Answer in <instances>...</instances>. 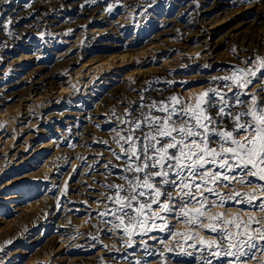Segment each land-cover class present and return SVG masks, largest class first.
Returning <instances> with one entry per match:
<instances>
[{"label":"bare ground","instance_id":"1","mask_svg":"<svg viewBox=\"0 0 264 264\" xmlns=\"http://www.w3.org/2000/svg\"><path fill=\"white\" fill-rule=\"evenodd\" d=\"M3 9L0 22L14 23L12 35L0 27V135L11 136L0 147V210L28 211L5 224L14 235L0 241V264H128L132 250L117 252L118 237L95 227H108L95 201L120 174L103 167L119 150L113 113L139 103L149 82V98L189 82L198 95L212 77L264 57V0H13ZM32 164L39 169L16 174Z\"/></svg>","mask_w":264,"mask_h":264},{"label":"snow or ice","instance_id":"2","mask_svg":"<svg viewBox=\"0 0 264 264\" xmlns=\"http://www.w3.org/2000/svg\"><path fill=\"white\" fill-rule=\"evenodd\" d=\"M12 3L0 0V17ZM13 23L4 17L0 27L12 35ZM241 63L212 77L195 103L178 94L149 99V82L139 103L113 113L119 150L103 167L120 174L95 201L108 227H95L118 237L117 252L132 250L128 264H264V57Z\"/></svg>","mask_w":264,"mask_h":264},{"label":"rangeland","instance_id":"3","mask_svg":"<svg viewBox=\"0 0 264 264\" xmlns=\"http://www.w3.org/2000/svg\"><path fill=\"white\" fill-rule=\"evenodd\" d=\"M199 87V85L196 83V82H189L188 83V85H187V87H185V88H182L181 89V91L179 92V94L178 95H180V96H183V97H185L186 99H189V100H192V102L193 103H195V101L193 100V97H195L197 94H189L190 93V91H193V93H195V89L196 88H198ZM201 92H202V87H201ZM149 99H153L152 97H150ZM11 133V132H10ZM4 135L5 134H1L0 135V147H2V144L4 145L5 143H4V141H6V138H10L11 136H7V137H4ZM11 135H12V133H11ZM4 137V138H3ZM18 144H16V146H17ZM34 145V144H33ZM38 145V144H37ZM36 145V146H37ZM29 149V150H28ZM27 149V156H30V155H32L33 154V152H32V146L30 147V148H28ZM32 149V150H31ZM0 150H1V148H0ZM1 154V153H0ZM33 156V155H32ZM35 156V155H34ZM36 157V156H35ZM43 162V159H41V162H40V164ZM27 164V163H26ZM38 165L39 164H32V165H30L31 167L30 168H34V169H31L30 171H27V169L25 168V169H22V170H20V171H16L17 173L16 174H18V176H24V175H26V174H28V173H30V172H32V171H34V170H36V169H39L38 168ZM15 169L16 168H12V171H15ZM17 170V169H16ZM10 172H8V173H6L5 175H4V177L5 178H9L13 173H11L12 171L11 170H9ZM0 184H2V183H0ZM0 194H2V192L0 193ZM2 201V195H0V203H2L1 202ZM33 202V201H32ZM13 203V204H12ZM11 203V205L12 206H15L16 205V202H12ZM3 205V207H9V206H5V204H2ZM18 209V207H16L15 209H9V210H0V241H2L3 243H2V245L1 246H3V244H4V241H6L7 239H10L12 236L11 235H14V231H11V232H9V231H7V233L5 234V224L8 222V220H11L10 218H13V214L15 213V211ZM20 210H26V211H28V208L26 209V207L24 208H19ZM18 209V210H19ZM14 210V211H13ZM7 213V214H6ZM12 214V215H11ZM3 216H9V217H7V218H2ZM3 233V234H2ZM158 236H160V234H157ZM8 236V237H7ZM7 238V239H6ZM178 238V237H177ZM6 239V240H5ZM1 243V242H0ZM0 246V247H1Z\"/></svg>","mask_w":264,"mask_h":264}]
</instances>
